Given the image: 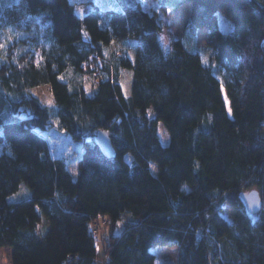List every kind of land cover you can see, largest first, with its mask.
<instances>
[{
    "label": "trees",
    "instance_id": "16d2710c",
    "mask_svg": "<svg viewBox=\"0 0 264 264\" xmlns=\"http://www.w3.org/2000/svg\"><path fill=\"white\" fill-rule=\"evenodd\" d=\"M154 1L163 15L192 4L185 38L208 29V63L184 39L164 44L144 0L83 17L70 0H0V251L12 250V264H156L165 248L178 249L179 264H264V0ZM129 41L135 61L110 52ZM42 87L54 106L33 95ZM56 119L85 143L76 178L37 133ZM22 185L31 198L11 203ZM253 190L257 215L240 200ZM100 220L111 230L104 263Z\"/></svg>",
    "mask_w": 264,
    "mask_h": 264
},
{
    "label": "rangeland",
    "instance_id": "374dc122",
    "mask_svg": "<svg viewBox=\"0 0 264 264\" xmlns=\"http://www.w3.org/2000/svg\"><path fill=\"white\" fill-rule=\"evenodd\" d=\"M71 3L78 5V15L83 17L95 7L102 9H110L114 7V0H70ZM143 9L149 12L158 14V16L163 21V32L161 34V40L164 44L168 45L170 43L171 37L176 39H184V45L191 51H197L203 57L205 63H208V53H207V38L209 31L208 29H201L195 39L185 38L184 25L187 19L189 18L192 11V4L187 3L183 5L180 9L176 11H171L166 15L161 14L160 8L154 0H144ZM219 27L223 33H229L233 29V23L224 17L222 14H219ZM84 38L88 39L87 33L84 32ZM126 50L130 58L135 61L137 54V43L136 41H129L126 46L121 44H116L111 47L110 52L119 51L123 52ZM222 78L227 77L225 73L219 74ZM96 77H90L86 80V87L89 94L93 93V88L96 86L97 81ZM121 84L123 87L124 95L129 98L132 95L133 88V72L130 70H124L121 76ZM33 95L40 99L47 106H54L53 104V95L50 90V87H42L35 89ZM223 96L228 108V114L231 115L230 103L227 99L226 91L223 88ZM52 126L50 129L41 130L38 129L37 133L45 138L49 145V150L52 158H61L65 159L68 163V169L70 174L76 178L78 175V164L81 160L84 151L85 143L82 141H77L70 138L65 132L61 131L57 119L52 120ZM159 133L161 137L162 144L164 146L169 143V136L164 126L161 124L159 127ZM31 198V192L24 185L20 187L18 193L14 194L9 201L11 203H17L22 201H27ZM237 197L235 195L229 196L227 207L230 208ZM125 220L119 222L120 230L124 228ZM99 224L104 226V221L100 220ZM120 233V232H119ZM111 230L109 228L103 227V231L100 236V241L98 243V256L100 263H104L106 256L104 253L103 246L108 241V236H110ZM105 245V246H106ZM156 256V264H179V251L177 248H165L154 250ZM12 250H1L0 251V264H12L11 261Z\"/></svg>",
    "mask_w": 264,
    "mask_h": 264
},
{
    "label": "water",
    "instance_id": "95a60500",
    "mask_svg": "<svg viewBox=\"0 0 264 264\" xmlns=\"http://www.w3.org/2000/svg\"><path fill=\"white\" fill-rule=\"evenodd\" d=\"M97 143L108 158L113 157L114 150L108 133L99 132L97 134ZM240 200L250 215H257L262 211L263 200L259 191L253 190L249 193H243L240 195Z\"/></svg>",
    "mask_w": 264,
    "mask_h": 264
}]
</instances>
